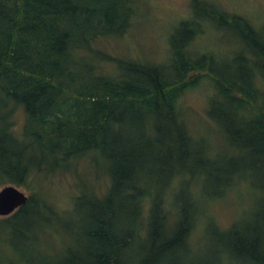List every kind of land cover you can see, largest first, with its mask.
<instances>
[{
	"label": "trees",
	"instance_id": "trees-1",
	"mask_svg": "<svg viewBox=\"0 0 264 264\" xmlns=\"http://www.w3.org/2000/svg\"><path fill=\"white\" fill-rule=\"evenodd\" d=\"M131 14L129 0H0V186L30 191L25 205L0 219L1 263L10 253L1 245L9 246L17 221L43 219V230L49 221L42 213L68 214L49 202L46 185L65 174L78 178L79 163L87 159L93 169L97 156L107 162L101 176L110 185L98 196L79 176L72 202L84 211L82 241L58 264H163L174 249L176 262L197 250L189 240L205 204L222 198L235 180H250L240 171L229 179L216 174L222 162L213 158L209 138L187 129L180 98L202 79L215 87L208 115L234 139L232 151L260 146L264 156V33L243 17L205 7L176 27L168 67L92 49L100 37L122 35ZM202 22L232 31L243 46L224 59L226 70L217 68L218 54L190 51ZM98 60L112 63L115 75L104 73ZM232 65L247 67L240 77ZM152 162L163 170L145 177ZM212 223L204 225L213 227L221 246L220 264H264V208L247 211L225 230Z\"/></svg>",
	"mask_w": 264,
	"mask_h": 264
},
{
	"label": "rangeland",
	"instance_id": "rangeland-1",
	"mask_svg": "<svg viewBox=\"0 0 264 264\" xmlns=\"http://www.w3.org/2000/svg\"><path fill=\"white\" fill-rule=\"evenodd\" d=\"M129 2L132 14L124 33L120 36L100 37L92 42V49L129 61L161 64L168 67L172 57L170 43L175 36L176 27L180 22L196 19L199 14L204 12L205 7L207 9L213 7L219 11L243 17L256 30H261L264 33V0H129ZM202 29V35L196 38L190 51L198 55H203V53L218 54V58L214 59V62L217 68L226 70L228 66L224 59L229 58V54L232 52L242 51L243 46L239 42L236 43L237 40L234 39L235 36L230 30H217L208 22H202ZM184 40H186L185 37ZM98 62L104 73L115 75L116 70L112 63H103L104 61L99 60ZM246 67L232 65L230 69L233 74L241 77ZM252 68L257 72L256 67L252 66ZM194 76L196 75L194 74L192 77ZM262 83L264 87V79ZM214 93L215 87L209 79H202L197 86L185 91L180 98L179 106L183 120L189 133L193 136H207L213 150L217 151L213 152V158L219 159L222 165L217 166L219 172L216 174H223L221 173L223 171L225 174L232 173L231 175L223 174L227 179L232 175L234 177L235 173L240 171L241 176L245 174L250 180L248 183L235 180L234 187L227 191L222 198L206 203L203 219L195 226L189 240L195 247H200L187 253L183 259H179V263L175 261L174 249L163 264H220L222 260H219L218 253L221 246L210 233L211 230L213 232V227L211 225L206 227L205 222L209 220L214 222L212 224L219 230H225L236 220L241 219L247 211L264 208V193L261 188L264 186V181H261L264 179V171H262L264 156L259 153L260 146L251 152L232 151L231 144L234 143V139L229 135L222 134L221 129L208 115L209 102ZM23 120L21 111H16V129H20ZM95 160L98 163L97 166L93 165V169L90 168L87 159L79 163L78 175L81 178L79 176L78 178L83 181L85 186L92 188L98 196H103L110 184L107 177L101 176V173H104L108 166L107 162L101 161L98 156ZM156 164V162L146 163L143 170L145 177L156 178L157 175H160L163 166L159 167ZM78 178L74 179L70 174H65L46 185L48 193L53 197L49 202L53 203L59 211H65L68 208L65 211L68 214L62 216L54 212L55 216L51 215L49 218V214L42 213L43 217L47 216L46 219L49 221V223H45L43 230L39 229L44 225H42L43 219L25 218L17 221L15 224L17 230L14 231L11 238L8 237L9 241L7 242L10 247L1 245V247L9 249L10 253L5 257L1 256L2 260L7 258V261L0 262V264H8L11 260L17 264H58L67 257V252L70 249L76 248L77 243L82 241L81 219L84 213L76 201L72 202V197L78 193L76 188ZM251 185L255 188H252ZM3 187L0 186V190ZM177 187L178 181H175L171 189L175 188L176 190ZM210 187L213 189L214 186L211 184ZM18 188L27 196L30 194V191L25 187ZM78 189L80 188L78 187ZM164 201L170 202V198L166 197ZM164 207L168 209V206ZM1 218L5 217L0 216ZM143 232L141 231L139 234L143 235ZM58 239L59 247L53 249V241L58 243ZM61 241L62 244H60ZM78 251L77 246L75 253Z\"/></svg>",
	"mask_w": 264,
	"mask_h": 264
},
{
	"label": "water",
	"instance_id": "water-1",
	"mask_svg": "<svg viewBox=\"0 0 264 264\" xmlns=\"http://www.w3.org/2000/svg\"><path fill=\"white\" fill-rule=\"evenodd\" d=\"M28 196L14 185H5L0 190V216L8 217L25 205Z\"/></svg>",
	"mask_w": 264,
	"mask_h": 264
}]
</instances>
